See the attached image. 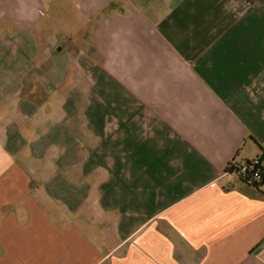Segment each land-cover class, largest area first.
Listing matches in <instances>:
<instances>
[{
	"label": "crops",
	"instance_id": "obj_1",
	"mask_svg": "<svg viewBox=\"0 0 264 264\" xmlns=\"http://www.w3.org/2000/svg\"><path fill=\"white\" fill-rule=\"evenodd\" d=\"M264 0H0V264H264Z\"/></svg>",
	"mask_w": 264,
	"mask_h": 264
},
{
	"label": "built area",
	"instance_id": "obj_2",
	"mask_svg": "<svg viewBox=\"0 0 264 264\" xmlns=\"http://www.w3.org/2000/svg\"><path fill=\"white\" fill-rule=\"evenodd\" d=\"M248 161L251 160L239 161L233 158L227 164L226 169L229 172L237 174L246 184L253 185L262 179V174ZM253 162L256 163L255 161Z\"/></svg>",
	"mask_w": 264,
	"mask_h": 264
},
{
	"label": "trees",
	"instance_id": "obj_3",
	"mask_svg": "<svg viewBox=\"0 0 264 264\" xmlns=\"http://www.w3.org/2000/svg\"><path fill=\"white\" fill-rule=\"evenodd\" d=\"M253 161H255L256 163H254ZM250 164H252L256 170L260 171V173L262 174V179L259 182H256L253 185H249V186H253L255 188H259L264 186V165H263V156L262 157H256L251 161H248Z\"/></svg>",
	"mask_w": 264,
	"mask_h": 264
}]
</instances>
